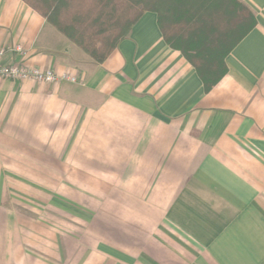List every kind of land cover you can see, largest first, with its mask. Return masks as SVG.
<instances>
[{
  "label": "crops",
  "instance_id": "1",
  "mask_svg": "<svg viewBox=\"0 0 264 264\" xmlns=\"http://www.w3.org/2000/svg\"><path fill=\"white\" fill-rule=\"evenodd\" d=\"M240 1L257 26L206 93L155 13L97 63L27 1L0 0L4 64L77 79H0V264H264V0ZM91 180L131 182L102 192L130 216L102 215L93 248L90 223L59 237L40 203L58 214V182Z\"/></svg>",
  "mask_w": 264,
  "mask_h": 264
},
{
  "label": "trees",
  "instance_id": "2",
  "mask_svg": "<svg viewBox=\"0 0 264 264\" xmlns=\"http://www.w3.org/2000/svg\"><path fill=\"white\" fill-rule=\"evenodd\" d=\"M25 1L97 63L106 61L144 13H155L166 43L195 68L206 93L227 75V57L257 26L240 0Z\"/></svg>",
  "mask_w": 264,
  "mask_h": 264
},
{
  "label": "rangeland",
  "instance_id": "3",
  "mask_svg": "<svg viewBox=\"0 0 264 264\" xmlns=\"http://www.w3.org/2000/svg\"><path fill=\"white\" fill-rule=\"evenodd\" d=\"M130 184V181H59V195L57 198L59 213H51L49 211L55 209L54 202L53 208L50 207L51 203L48 201L50 198L44 196L42 202H40L44 207L43 217L47 221L52 219H57V221H59V237L62 236V238H65L66 236L79 237L80 235L77 232H81V230L77 228V225L82 221L86 223L88 222L90 223L91 239L94 238L97 242L98 238L102 237V226L100 225L102 222V215H104L108 222L112 224L118 216L119 218L120 216H130L129 213L125 212L126 210L122 211L123 213L116 212V209L118 208L115 201L116 197H102V192H109L110 189L116 185L124 192L130 189ZM50 185V182H43L44 190H47V188L50 189ZM118 199L121 198L118 197ZM40 203L37 202V204ZM71 225H74L75 227V235H72L70 233L71 230L67 227ZM107 235L111 236V232H107ZM94 240H91L92 248L95 245Z\"/></svg>",
  "mask_w": 264,
  "mask_h": 264
},
{
  "label": "built area",
  "instance_id": "4",
  "mask_svg": "<svg viewBox=\"0 0 264 264\" xmlns=\"http://www.w3.org/2000/svg\"><path fill=\"white\" fill-rule=\"evenodd\" d=\"M12 51L21 52L22 48L17 46ZM6 54L7 50L0 51V79L47 85H56L62 82H77V79L69 74H58L52 70H41L21 64H4Z\"/></svg>",
  "mask_w": 264,
  "mask_h": 264
}]
</instances>
